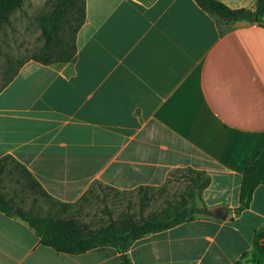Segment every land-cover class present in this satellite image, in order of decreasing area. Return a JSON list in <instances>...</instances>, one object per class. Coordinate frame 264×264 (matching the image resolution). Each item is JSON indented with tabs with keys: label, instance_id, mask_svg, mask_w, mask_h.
Segmentation results:
<instances>
[{
	"label": "crops",
	"instance_id": "1",
	"mask_svg": "<svg viewBox=\"0 0 264 264\" xmlns=\"http://www.w3.org/2000/svg\"><path fill=\"white\" fill-rule=\"evenodd\" d=\"M254 9L256 0H218ZM74 61L25 62L0 92V160L73 206L95 185L160 188L171 172L210 177L207 210L136 241L132 264H248L264 185L239 214L243 172L264 143V26L226 24L193 0H85ZM226 207L227 217H213ZM105 247L59 254L0 212V264H120Z\"/></svg>",
	"mask_w": 264,
	"mask_h": 264
},
{
	"label": "trees",
	"instance_id": "2",
	"mask_svg": "<svg viewBox=\"0 0 264 264\" xmlns=\"http://www.w3.org/2000/svg\"><path fill=\"white\" fill-rule=\"evenodd\" d=\"M24 1L0 0V26L9 23L11 13L20 9ZM193 1L200 9L229 25L238 22L261 24L264 18V0H256L252 10L231 9L218 0ZM85 14V0H55L51 11L39 19L44 44L32 60L42 65H65L73 62L76 53L75 36L85 21ZM16 74L17 71L3 82L0 86V92ZM176 171L188 173L189 176L185 177L201 201V194L209 186L210 177L204 172L191 169ZM174 172H171L170 175ZM13 173H17L23 178L30 190L38 192L49 203L59 205L61 211L56 214L48 211L42 216L31 209H24L13 196L6 197L0 191V212L26 223L40 238V245L59 254L81 255L91 250L109 247L120 254V264H132L127 252L136 241L185 222H191L195 220L196 214L201 212L187 199H183L179 207L166 208L159 215L135 219L133 215L127 214L117 220L110 219L103 228L93 230L71 216H64L70 205L52 199L23 166L10 158L0 160V188L3 179ZM260 185H264V143L243 172L239 206L235 210V214H239L249 207L253 193ZM151 190L154 188L139 187L132 192H136L140 196L141 203H148L150 200L149 191ZM86 195L81 198V201L86 199ZM203 207L206 211L207 208L204 205ZM247 257H249L248 264H264V225L255 231L251 251L242 254L241 259ZM236 264L242 263L238 261Z\"/></svg>",
	"mask_w": 264,
	"mask_h": 264
},
{
	"label": "rangeland",
	"instance_id": "3",
	"mask_svg": "<svg viewBox=\"0 0 264 264\" xmlns=\"http://www.w3.org/2000/svg\"><path fill=\"white\" fill-rule=\"evenodd\" d=\"M54 2L25 0L20 9L11 13L9 23L0 26V86L40 52L44 39L39 19L51 11ZM261 25L264 26V18ZM185 176H189L186 171L172 173L162 187L149 191L148 203H141L136 192H119L95 185L86 199L70 206L64 216H71L91 229L98 230L110 219L117 220L127 214L133 215L135 219L159 215L166 208L179 207L183 199L201 211L196 217L203 216L205 209ZM0 191L6 197L13 196L24 209H31L42 216L48 211L52 214L61 211L59 205L49 203L38 192L30 190L17 173L3 179Z\"/></svg>",
	"mask_w": 264,
	"mask_h": 264
},
{
	"label": "water",
	"instance_id": "4",
	"mask_svg": "<svg viewBox=\"0 0 264 264\" xmlns=\"http://www.w3.org/2000/svg\"><path fill=\"white\" fill-rule=\"evenodd\" d=\"M211 215L217 219L225 220L227 217V209L226 207H219L215 210V214Z\"/></svg>",
	"mask_w": 264,
	"mask_h": 264
}]
</instances>
